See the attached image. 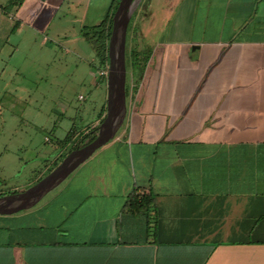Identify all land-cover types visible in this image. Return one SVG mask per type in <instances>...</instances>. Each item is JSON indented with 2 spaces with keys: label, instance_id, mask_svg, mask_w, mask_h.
Returning <instances> with one entry per match:
<instances>
[{
  "label": "crops",
  "instance_id": "0c3cea01",
  "mask_svg": "<svg viewBox=\"0 0 264 264\" xmlns=\"http://www.w3.org/2000/svg\"><path fill=\"white\" fill-rule=\"evenodd\" d=\"M113 1L0 0V102L28 74L65 87L57 54L88 58L80 29ZM137 28L116 136L62 182L61 223L0 225V264H264V0H147ZM94 62L76 67L97 89ZM57 143L46 170L68 149Z\"/></svg>",
  "mask_w": 264,
  "mask_h": 264
},
{
  "label": "rangeland",
  "instance_id": "374dc122",
  "mask_svg": "<svg viewBox=\"0 0 264 264\" xmlns=\"http://www.w3.org/2000/svg\"><path fill=\"white\" fill-rule=\"evenodd\" d=\"M141 3L142 0L139 1L138 6ZM134 12L130 18L132 25L129 23L127 30L128 52L134 46L137 49L140 45L144 46L138 38L131 40L129 37L134 36V33L137 36L136 27L139 20L147 13V0H143L141 7L135 14ZM61 27H67L66 32L69 36L72 34V26L68 23L62 24ZM87 53L88 58L78 52L57 54V60L59 58L64 63L67 75L65 87L62 85L58 89L52 81L51 86L46 87L45 81L38 80L34 74H28L23 79L14 80L15 85L20 83L19 96L16 98L18 100L12 103L0 102V196L27 189L32 184L34 174L39 172L44 176L48 174L44 165L49 164L48 157L55 153L57 142L65 139L68 133L72 136L80 133L75 141L79 140L81 143L87 141L86 135L93 133L95 127L90 129L89 126L84 130L82 127L100 106V95L103 96L101 102L102 100L105 102L107 86L105 78H102L97 89L78 83L82 67L79 70L76 65L82 62L88 68L89 59L94 58L91 47ZM44 88L49 89L50 95L44 94L45 97L41 94ZM79 96L82 98L80 99ZM64 184L61 183L47 193L31 209L0 216V225L55 227L61 223L65 210L73 209L72 204L63 207L70 195L69 192H60Z\"/></svg>",
  "mask_w": 264,
  "mask_h": 264
},
{
  "label": "water",
  "instance_id": "95a60500",
  "mask_svg": "<svg viewBox=\"0 0 264 264\" xmlns=\"http://www.w3.org/2000/svg\"><path fill=\"white\" fill-rule=\"evenodd\" d=\"M140 0H118L112 16L108 40L107 97L105 114L97 126L95 137L69 151L61 161L27 189L0 196V216L13 215L34 207L47 193L60 185L84 161L114 139L126 116L125 48L130 18Z\"/></svg>",
  "mask_w": 264,
  "mask_h": 264
},
{
  "label": "trees",
  "instance_id": "16d2710c",
  "mask_svg": "<svg viewBox=\"0 0 264 264\" xmlns=\"http://www.w3.org/2000/svg\"><path fill=\"white\" fill-rule=\"evenodd\" d=\"M21 2H22V0H10V2L8 4V8L11 9L14 7V5H18ZM117 2H118V0H114L110 4V6L107 8L102 20L98 24H96V25H85L80 30L81 35L87 39L88 43L90 44V46L93 50L94 58H95V62L93 63V67L96 70H98V72L100 70L107 68V64H108V56H107L108 40H109L111 27H112V16H113V13L116 9ZM127 40H128V38L126 37V48H125L126 68H127V63L129 61V59L132 61L133 65H136V67H138L139 66L138 55L134 50H131L129 52L127 51ZM125 92L127 94L126 86H125ZM100 113H101L100 116H102L105 113V104L103 105ZM92 132H93L92 134H90V135L88 134L85 136V139H87V141H82V143L79 141H77L78 143L76 141H74L72 134L68 133L67 136L65 137V139H63L62 141L59 142L61 147L68 146V149L66 150V152L63 153L59 159L61 160L69 151H71L75 147L81 146V145L91 141L96 135L97 127H95L92 130ZM56 165H57V163L54 164L47 172L52 170L53 167H55ZM40 178L41 177H39L37 180H39ZM143 201H144L143 198H140L139 196L134 194V195H131L127 206H129L132 209L138 208L142 205Z\"/></svg>",
  "mask_w": 264,
  "mask_h": 264
},
{
  "label": "built area",
  "instance_id": "2783aa9c",
  "mask_svg": "<svg viewBox=\"0 0 264 264\" xmlns=\"http://www.w3.org/2000/svg\"><path fill=\"white\" fill-rule=\"evenodd\" d=\"M98 75H99L100 78H106V76H107V68L106 69H103V70H100L98 72ZM79 98L81 99L82 96H79Z\"/></svg>",
  "mask_w": 264,
  "mask_h": 264
},
{
  "label": "flooded vegetation",
  "instance_id": "af4514ba",
  "mask_svg": "<svg viewBox=\"0 0 264 264\" xmlns=\"http://www.w3.org/2000/svg\"><path fill=\"white\" fill-rule=\"evenodd\" d=\"M142 3H143V0H142ZM141 3V4H142ZM141 4H139V6L137 7L136 11L134 12V14L137 12V10L139 9V7H141ZM131 21V20H130ZM130 23V22H129ZM130 25H132V22L130 23Z\"/></svg>",
  "mask_w": 264,
  "mask_h": 264
}]
</instances>
